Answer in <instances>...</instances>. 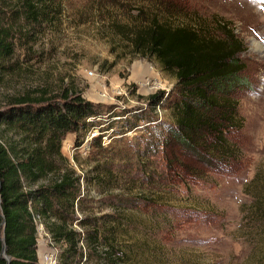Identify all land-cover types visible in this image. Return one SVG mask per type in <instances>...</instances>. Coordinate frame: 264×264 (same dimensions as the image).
Listing matches in <instances>:
<instances>
[{
  "label": "trees",
  "instance_id": "16d2710c",
  "mask_svg": "<svg viewBox=\"0 0 264 264\" xmlns=\"http://www.w3.org/2000/svg\"><path fill=\"white\" fill-rule=\"evenodd\" d=\"M139 3L143 7L134 16V27L126 31L132 54L157 60L177 78L178 91L167 105L173 121H159L164 130L175 141L220 164L227 163L228 157L238 159L239 151L229 135L244 127L233 95L249 85L242 76L246 63L240 57L245 43L225 23L219 28L224 35H215L204 20L181 21L185 7L172 1ZM64 15L62 0H0V264H8L4 245L9 264H40V226L58 248V264H139L138 247L148 248L149 236L134 239L132 230L154 234L153 226L149 227L154 221L139 223L131 212L149 202H141L143 190L129 187L125 195L117 189L121 187L113 170L116 154L106 161L97 160L83 177L62 152L68 133L84 139L92 129L100 128L97 119L104 116L102 105L85 100L73 89L53 97L46 90L21 86L37 35L56 31ZM173 18L179 21L173 22ZM162 99L160 94L149 97L153 112ZM154 114L152 120H159ZM135 120L128 128L139 126V121L147 118L143 115ZM109 127L100 128L93 141L103 150L108 147L103 146L102 136L115 125ZM163 145L160 140L156 147L161 150ZM259 172L248 185L250 193L264 187V175ZM245 212L255 253L248 254L243 264H254L252 256L264 257V195L255 196ZM168 213L164 211V228L169 225L173 230L175 224H170ZM156 224V229L161 228V222ZM165 234L164 238L166 230ZM259 264H264V259Z\"/></svg>",
  "mask_w": 264,
  "mask_h": 264
},
{
  "label": "rangeland",
  "instance_id": "374dc122",
  "mask_svg": "<svg viewBox=\"0 0 264 264\" xmlns=\"http://www.w3.org/2000/svg\"><path fill=\"white\" fill-rule=\"evenodd\" d=\"M62 1V23L48 35H37L21 86L46 90L53 97L73 89L85 100L102 105L105 112L97 119L99 127L115 125L102 136L107 150L93 144L101 133L95 128L84 139L68 133L62 152L83 177L97 160L116 154L113 170L121 187L117 189L125 195L129 187L143 190L141 202H149L131 212L139 223L154 221L149 225L154 234L132 230L134 239L149 236V247H138V263L243 264L255 246L254 236L247 232L245 211L255 196L264 195V187L251 194L248 186L257 171L264 175V0H168L185 7L181 21L204 20L215 35H224L219 28L225 23L245 43L240 57L246 63L242 76L249 85L233 95L244 127L229 135L239 157H228L224 164L175 141L159 122L173 121L167 105L178 91L177 78L157 60L132 54L126 31L134 27V16L143 7L139 0ZM21 57L25 59L24 54ZM153 94L163 96L155 112L149 103ZM154 113L159 120H152ZM143 115L147 120L128 128ZM160 140L164 143L161 150L156 147ZM85 186L83 179L86 193ZM164 211L172 217L173 230L169 225L164 228ZM157 221L161 228L156 229ZM38 254L40 264H58V248L43 226L39 227ZM251 259L259 264L264 257L257 254Z\"/></svg>",
  "mask_w": 264,
  "mask_h": 264
},
{
  "label": "water",
  "instance_id": "95a60500",
  "mask_svg": "<svg viewBox=\"0 0 264 264\" xmlns=\"http://www.w3.org/2000/svg\"><path fill=\"white\" fill-rule=\"evenodd\" d=\"M0 206H1V200H0ZM2 226H3V228H5V226H6V221H5V219H4L3 222H2ZM3 255H4V257L8 260V264H9V262H10V257L7 255V247H6V245H4V247H3Z\"/></svg>",
  "mask_w": 264,
  "mask_h": 264
}]
</instances>
